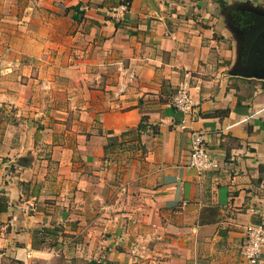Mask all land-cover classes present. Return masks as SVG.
<instances>
[{
	"label": "crops",
	"instance_id": "1",
	"mask_svg": "<svg viewBox=\"0 0 264 264\" xmlns=\"http://www.w3.org/2000/svg\"><path fill=\"white\" fill-rule=\"evenodd\" d=\"M123 1L0 0V264H249L264 78L230 73V22L264 0ZM192 130L216 168L188 165Z\"/></svg>",
	"mask_w": 264,
	"mask_h": 264
},
{
	"label": "built area",
	"instance_id": "2",
	"mask_svg": "<svg viewBox=\"0 0 264 264\" xmlns=\"http://www.w3.org/2000/svg\"><path fill=\"white\" fill-rule=\"evenodd\" d=\"M128 8V3H122L119 6L120 15H123ZM122 80L120 89L126 88L127 84L136 77V72L133 67L124 68L122 71ZM173 106L185 115H190L194 112L197 100L193 98L191 86L187 80H183L175 89L172 95ZM183 124V123H182ZM182 126H185L184 124ZM190 154L188 165L195 170H209L217 167L215 158L212 157L205 146L203 135L200 131H190ZM264 243V224H253L246 228V242L242 249V255L249 264L260 263L261 248Z\"/></svg>",
	"mask_w": 264,
	"mask_h": 264
},
{
	"label": "water",
	"instance_id": "3",
	"mask_svg": "<svg viewBox=\"0 0 264 264\" xmlns=\"http://www.w3.org/2000/svg\"><path fill=\"white\" fill-rule=\"evenodd\" d=\"M234 7L235 10H238L241 13L248 11L264 16V9L258 6L238 4ZM230 27L238 40L239 51L241 52L247 31L245 28L241 27L240 24L234 25L230 22ZM245 56V59H242L237 65H235L230 73L243 77L264 78V28L254 35V39L252 40L250 47L247 48Z\"/></svg>",
	"mask_w": 264,
	"mask_h": 264
},
{
	"label": "trees",
	"instance_id": "4",
	"mask_svg": "<svg viewBox=\"0 0 264 264\" xmlns=\"http://www.w3.org/2000/svg\"><path fill=\"white\" fill-rule=\"evenodd\" d=\"M123 2L124 3L127 2L128 5H129L130 0H124ZM249 18H250V23L251 24L248 23L249 25L248 24L246 25L247 26V31L248 32H252V33L259 32L261 30V28H262V25H260V24L262 22L263 16L258 15V14H253V16L249 17ZM145 119H146L145 116H142L141 121H140V123L138 124V126L136 128L138 130V132H141V131H143L146 128V125L144 123ZM109 139L111 140V138H109ZM108 145H109V143H108ZM104 147H105V149H107L108 148L107 144H105Z\"/></svg>",
	"mask_w": 264,
	"mask_h": 264
},
{
	"label": "flooded vegetation",
	"instance_id": "5",
	"mask_svg": "<svg viewBox=\"0 0 264 264\" xmlns=\"http://www.w3.org/2000/svg\"><path fill=\"white\" fill-rule=\"evenodd\" d=\"M235 19H236V21H235V23L236 24H240L242 27H243V25L244 24H246V22H247V20H246V18L244 19V18H239L238 16H235ZM260 25H262V28H261V30L264 28V16H263V19H262V22H261V24ZM256 33H252V32H247L246 33V35H247V40H246V42L248 41L249 42V45H248V42H247V47L244 49V52H243V58L245 59V54H246V52H247V48H249L250 47V45H251V43H252V40L254 39V35H255Z\"/></svg>",
	"mask_w": 264,
	"mask_h": 264
},
{
	"label": "rangeland",
	"instance_id": "6",
	"mask_svg": "<svg viewBox=\"0 0 264 264\" xmlns=\"http://www.w3.org/2000/svg\"><path fill=\"white\" fill-rule=\"evenodd\" d=\"M117 64L121 67V71H122L124 68H127V67H125V65H124V63H123L122 61H119ZM120 82H121V81H120Z\"/></svg>",
	"mask_w": 264,
	"mask_h": 264
}]
</instances>
